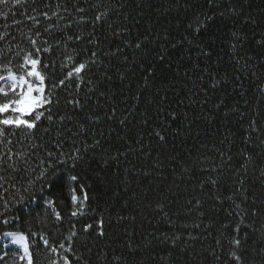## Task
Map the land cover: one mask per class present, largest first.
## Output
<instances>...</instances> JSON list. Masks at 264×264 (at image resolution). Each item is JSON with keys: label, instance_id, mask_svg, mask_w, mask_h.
Returning <instances> with one entry per match:
<instances>
[{"label": "trees", "instance_id": "trees-1", "mask_svg": "<svg viewBox=\"0 0 264 264\" xmlns=\"http://www.w3.org/2000/svg\"><path fill=\"white\" fill-rule=\"evenodd\" d=\"M45 2L52 4L51 10L42 6L40 10L49 11L50 15L51 11L67 15L62 8H55L57 0ZM75 2L71 0V3ZM71 3H68L69 11L79 19ZM78 6L89 9V18L97 8L108 11V23L118 30L129 29L114 38V43L142 39L144 35L151 41L146 51L125 48L129 63L124 66L122 60L116 62L121 71L127 73L125 81H120L119 73L110 67L108 72L113 76L112 81L105 80L94 93L88 92L91 85H81L80 97L90 95L89 104L101 115L115 106L117 120L128 118L127 128L115 121L97 126L109 142L127 155H120L117 161L109 160L107 166L93 164L104 181L102 189L96 183L95 173H89L92 180L87 182L92 184L89 196L93 206L100 197V207L106 209L105 220L111 223L104 226L106 236L97 239L93 234L88 238L91 251L84 250L83 235L73 245L75 255L82 257L81 264H231L227 252L235 247L229 244L233 236L242 242L239 251L244 253L246 264H264V215H251L253 209L264 208V178L260 176V170L264 168V144H261L264 133L259 130L264 129V54L254 42L264 36V0H215L213 5L207 0H79ZM32 7L31 0L20 6L12 0L7 6L0 5V35L10 33L0 40V57L7 56L13 65L17 60L18 45L25 50L31 48L27 39L21 37L20 30L26 36L31 35V21L26 16L37 14L31 12ZM232 7L236 8L237 14L232 13ZM21 12L25 15L21 16ZM201 13L212 14L215 18L197 40L189 43L192 37L186 31V21ZM14 19H24V25L13 26ZM40 19L43 21L42 17ZM104 28L107 29V24ZM232 32L245 37L243 44H237L235 50L231 47L236 43ZM168 33L171 35L165 41L164 36ZM12 36L16 40H12ZM201 49L209 55H203ZM160 55H164L165 60L161 61ZM46 58L56 60L59 65L58 52ZM13 71H16L15 67ZM56 75L61 76L59 67ZM215 80H220L221 84L213 89L211 85ZM71 90L74 92V87ZM100 91L107 94L100 96ZM161 102L165 111L156 119V108ZM173 112L175 120L168 115ZM145 115L153 118L151 127L155 128L157 124L168 127L167 144L162 150L157 139L148 134L150 129L139 123ZM253 119L259 122L255 132L249 128V121ZM117 133L124 139L117 140ZM141 135L142 144L135 143ZM15 148L19 149L20 145ZM252 149H255L253 161L241 168L244 156L239 155L240 151ZM220 151L234 156L233 162L224 167L219 177L220 188L202 186L201 181L208 177L207 172L201 174L202 168L226 163V159L218 155ZM148 152H151L150 156ZM113 156H117V152L109 149L108 157ZM41 158L38 155L29 164L36 167ZM157 159L161 166L153 168ZM181 165L189 171L182 173ZM17 167L27 165L18 163ZM0 175L9 173L0 172ZM211 175L215 178L217 172ZM26 180L27 177L20 173L16 188L5 184L7 192L0 189V196L4 197L0 199V220H8L7 224L0 223V236L5 231L38 233L29 239L30 245L35 241L41 249L33 253L34 264H49L51 259L60 261V256L43 249L40 242V235L45 233L50 240L61 239L58 234L53 235L56 233L54 225L60 222L55 221L52 210L40 206L43 202L38 199L20 204L13 198V193L22 191L21 185L26 186ZM239 180L244 182L242 186L237 182ZM233 189H239L234 196L235 203L242 209L246 206L249 214L245 215L234 205L230 207L231 202L223 200V196L232 194ZM76 194L80 195L79 192ZM70 195L67 190L57 187L53 189V196L48 197L57 199L56 210L65 217L61 233L70 223ZM195 200L201 201L200 210L188 203ZM157 201L165 205L163 212L155 210ZM200 211L205 215L201 216ZM230 211L233 212L231 216ZM118 216L125 219L118 222ZM241 217L243 223H240ZM196 224L200 226L197 228ZM237 224L240 231L234 232ZM81 228L82 224L76 225L78 233ZM175 235L181 239L173 247L171 239L164 238ZM218 239L220 245L216 243ZM65 244L67 246V242ZM5 251L8 256L0 264H26L15 255L16 246L5 248L0 240V255ZM61 252L68 256L71 264H76L72 253ZM213 252L221 259L216 260Z\"/></svg>", "mask_w": 264, "mask_h": 264}, {"label": "snow or ice", "instance_id": "snow-or-ice-1", "mask_svg": "<svg viewBox=\"0 0 264 264\" xmlns=\"http://www.w3.org/2000/svg\"><path fill=\"white\" fill-rule=\"evenodd\" d=\"M28 2L29 0H12L16 6ZM8 3L9 0H0V5L7 6ZM68 3H71V0H57L55 4V8H62L63 13L67 15L57 11H51L50 15L49 11L40 10L41 6L51 10L52 4L50 2L31 0L33 5L31 12L37 13L26 16V19L31 21L29 28L31 35L26 36L23 30H20L21 37L27 39L31 48L25 50L19 48V45L17 46L15 65L7 56L0 57V172L9 173V175H0V189L7 192V188L4 187L5 184H10L12 188H16L17 176L23 173L27 177L26 186L21 185L22 191L13 193V198L17 199L20 204L33 199L42 201L40 206L50 208L55 221L60 222L59 225H54L56 233L53 235L58 234L61 239L50 240L47 233L40 235L43 249L60 256L62 264H71V262L67 255L62 254L61 250L63 253H72L75 256L76 264H81L82 257L75 255L73 245L83 235L85 242L82 246L85 251H91L88 247V238L92 237L93 234L97 239L106 236L104 226L106 223H111L110 220H105L106 209L100 207V197L96 198L97 202L93 206V199L89 196L92 184L87 182L92 180V175L89 173H95L96 183L102 189L104 181L96 173L93 164H96L97 167L101 163L107 166L109 160L117 161L120 155H127L126 152L109 142L97 126L113 121L124 128H127L128 125L127 117L117 120L118 109L115 106L109 107L103 115L92 108L89 104L90 95L85 94L83 98L80 97L81 85L85 83L91 85L88 92L94 93L105 80L112 81L113 76L108 72L110 67L115 68L119 73L120 81H125L128 78L127 73L121 71L116 63L121 60L124 66L129 63V56L125 53V48L146 51L149 49L151 41L147 35H144L142 39L138 37L133 41L125 39L123 44L114 43V38L122 35V32L129 31L127 27L118 30L108 23L109 12L100 11L98 8L89 18L87 16L89 9L78 6L79 0L71 3L74 12L79 15V19H75L69 11ZM207 3L213 5L215 0H207ZM231 11L234 15L237 14L235 7H232ZM20 15L24 16L25 14L21 12ZM220 15L223 16L224 13L221 12ZM40 17L43 18V21ZM214 18L212 14L201 13L194 14L190 20L186 21V31L192 37V40L188 42L192 43L197 40L201 32ZM105 24H107V29L104 28ZM12 25L19 28L24 25V19H14ZM5 27L8 26L5 25ZM8 35L10 33L0 35V40L6 39ZM170 35L171 33H168L164 36V40L167 41ZM232 36L236 38V43L231 46L235 50L237 44H243L245 37L236 32H232ZM11 39L16 40V37L12 36ZM254 42L259 47L261 54H264V36ZM201 51L203 55H209L203 49ZM57 52L59 53V65L56 60L46 58V56L55 55ZM159 59L163 61L165 56L160 55ZM13 67L16 68V71H13ZM57 67L61 72L60 77L56 75ZM2 73H6V75ZM220 84V80H215L211 87L215 89ZM73 87L74 92L71 90ZM61 93L65 94L61 95ZM106 94L105 91L99 93L100 96ZM164 111L163 102H161L156 108V119H159V114ZM168 115L173 120L176 119L174 112ZM152 119V117L145 115L139 123L141 126H147L150 129L148 134L157 139L160 150H162L167 144L168 127L157 124L153 128L150 123ZM249 128L253 132L257 131L259 122L255 119L250 120ZM259 130L264 133V129ZM116 139L123 140L124 137L117 133ZM142 142L143 136L141 135L135 143L142 144ZM221 142L223 143V141ZM17 144L20 145L19 149L15 148ZM105 144L108 147H105ZM261 144H264V140L261 141ZM109 149L115 150L117 156L108 157ZM129 151H131L130 146ZM254 153L255 149L247 152L240 151L239 155L244 156V163L240 164L241 168L245 167L247 162L253 161ZM38 155L42 158L36 167H32L29 161ZM147 155L150 156L151 152H148ZM218 155L225 158L226 163L202 168L201 174L208 173L207 179L201 181L202 186L212 185L217 189L220 188L219 177L223 174L224 167L233 162L234 156L223 151H220ZM204 158L209 159L208 156ZM18 163L27 165V167H17ZM160 166L161 163L157 159L153 168ZM181 169L182 173L189 171V168L183 165H181ZM100 171H103V168ZM192 171L194 172L195 169ZM212 172H217V177L214 178L211 175ZM260 176L264 178V168L260 170ZM237 182L241 186L244 183L242 180ZM57 187L62 191L67 190L71 194V207L68 211L70 223L63 233L60 232V227L63 226L65 217L56 210L57 199L48 198L53 196V189ZM77 192L80 193L79 196L76 194ZM237 192L239 189H233L232 194L223 196V200L231 202L230 207L234 205L236 209H240L247 215L249 214L247 207L242 209L240 204L235 203L234 196ZM0 199H4V197L0 196ZM217 199L220 200L221 197L217 196ZM246 199L247 197L244 198V200ZM188 203L194 204L197 210L202 207L200 200L189 201ZM5 207H7V201H5ZM164 207L162 202L157 201L155 210L163 212ZM188 211L191 212L192 209L189 208ZM228 214L231 216L233 212L230 211ZM239 214L236 213V215ZM258 214L264 215V208L251 211L253 216ZM200 215L204 216L205 213L200 211ZM123 219H125L123 216L117 217L118 222ZM0 223L7 224L8 220H0ZM240 223H243V217H241ZM77 224H82L79 233L76 230ZM199 226V224L195 225L197 228ZM224 227L227 228V225ZM233 231L239 232L240 225L237 224ZM36 235L38 233L3 232V236L8 237L10 243L17 247L15 255L26 264H34V251H41L35 241L31 245L29 244L30 237ZM164 239H171L173 247H176L177 241L181 238L179 235H175L171 238L165 236ZM65 242H67V246ZM216 243L220 245L221 241L218 239ZM229 244L235 246L229 248L227 252L231 264H246L244 253L239 251L242 247L241 240L233 236L229 240ZM4 247L7 248L8 246L4 245ZM131 247L129 245L130 249ZM7 256L8 252L5 251L3 255H0V261L5 260ZM213 256L216 260L221 259L214 252ZM60 261L51 259L49 264H60Z\"/></svg>", "mask_w": 264, "mask_h": 264}, {"label": "rangeland", "instance_id": "rangeland-1", "mask_svg": "<svg viewBox=\"0 0 264 264\" xmlns=\"http://www.w3.org/2000/svg\"><path fill=\"white\" fill-rule=\"evenodd\" d=\"M2 239L6 242L7 245H12L8 237L2 236Z\"/></svg>", "mask_w": 264, "mask_h": 264}]
</instances>
